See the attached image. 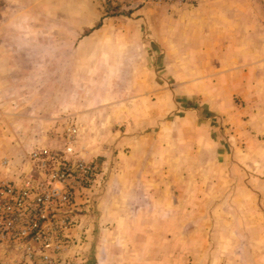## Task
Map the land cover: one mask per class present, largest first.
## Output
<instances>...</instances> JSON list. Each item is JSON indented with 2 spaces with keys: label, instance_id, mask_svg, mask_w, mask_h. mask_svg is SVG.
Here are the masks:
<instances>
[{
  "label": "rangeland",
  "instance_id": "rangeland-1",
  "mask_svg": "<svg viewBox=\"0 0 264 264\" xmlns=\"http://www.w3.org/2000/svg\"><path fill=\"white\" fill-rule=\"evenodd\" d=\"M146 1L144 6L152 10L175 3ZM176 4L178 7L189 6ZM129 5L121 9L109 6L104 10L92 0L86 5L70 6L60 0L59 4L31 6L33 18H37L38 23L33 22L39 32L24 39L23 72L28 90H31L30 80H38L34 90L39 94L45 118H50L46 110L53 108L55 100L51 101L52 98L69 91L72 97L77 96L79 80H88L86 103L91 117L98 108L93 99L91 80L124 81L143 73V69L133 63V58L143 53L124 52L119 54L121 62L109 59L103 62V56L107 57L105 53L93 50L97 44H102L100 38L90 35V31L84 34L85 24L100 27L107 23L116 29L119 25L127 28L132 22L134 25L136 20H131ZM70 9L73 14L71 25L67 27L64 18ZM78 11L82 13L78 14ZM247 12V45L249 49L263 48V52L257 54L249 52V56H255V64L252 59L247 68L248 75L253 77L259 69L264 73V0H248ZM139 27L143 32L147 29L144 24ZM235 39L239 43L240 37L235 36ZM106 41L107 45L114 44L112 39ZM256 55L261 56L262 61ZM196 71L192 73L197 79L201 76L202 80L167 81L168 116L162 117L161 122L155 123V118L147 117L145 127H131L126 117L111 131L96 129L100 141L80 140L78 149L83 154L91 150V157L85 158L94 163L99 176L94 186L80 193L78 202L83 210L78 216V225L64 236V240L70 242L64 246V252L69 256L67 264H192L191 260L182 259L187 255L182 254L179 260L176 258V252L179 254L180 248L186 250L192 241L199 242L201 250L197 256L199 260L203 259L206 256L204 249H211V220L202 217H211V214L200 213L201 218L189 225L186 224L187 213L181 210L188 204L209 205L211 200L206 201L208 190H225L231 195L229 204L234 227L246 215L241 206L258 205L261 208L259 216L264 218V111L258 116L255 106L260 105L240 94L224 100L219 92H211V80H204V76ZM102 87L104 95L106 89ZM108 87L116 92L119 90L120 100L127 98L128 86L125 84ZM95 94L100 95L99 92ZM125 100L128 105L132 104L131 99ZM56 103L60 108L61 104ZM114 103L117 99L103 103L104 115L111 113ZM212 107L215 110H211ZM124 112L128 111L122 110L119 114ZM108 117L98 119L100 123L112 121V116ZM64 120L62 114L57 117L55 133L59 140L66 126L75 119ZM94 126L98 127L96 123ZM245 126L249 127L248 132L244 131ZM23 135L20 133L21 138ZM35 135L42 138L45 133ZM37 136L32 141L23 140L14 152L21 153L20 158H24L33 144L40 143ZM191 189L198 190L199 194L192 197ZM161 205L168 208L166 212L160 210ZM180 219L185 223L181 231L176 225ZM192 226L205 232L199 231L190 237ZM177 239L183 241L182 244L177 243ZM29 250L33 254L31 259ZM57 251L53 247L46 253L54 256ZM42 253V245L0 241V264H45L40 258Z\"/></svg>",
  "mask_w": 264,
  "mask_h": 264
},
{
  "label": "crops",
  "instance_id": "crops-1",
  "mask_svg": "<svg viewBox=\"0 0 264 264\" xmlns=\"http://www.w3.org/2000/svg\"><path fill=\"white\" fill-rule=\"evenodd\" d=\"M89 1L91 0H62V3L69 6L86 5ZM92 1L104 10L105 7H109L105 0ZM56 2L59 4L60 0H0V158L9 157L14 164L21 165L27 154L20 158L21 153L14 152V149L26 138L32 141L37 136L36 133H45L42 138L37 136L41 143L49 141L55 144L58 138V134L55 133L57 117L61 114L65 120L75 119L73 123L80 127L81 141L90 139L100 141L97 134L99 131L96 129L111 131L119 124L120 119L125 121L126 117L131 127H145L144 119L147 117L155 118V123L161 122L162 117L168 116L167 81L175 80L176 83H182L183 80H202L201 76L199 79L196 78L193 70L204 76V80H211V92H219L224 100H231L234 94H240L241 97L260 105L258 108L255 106L258 116L264 111V73L259 69L256 76L250 77L247 72L252 59L255 64V56H249V52L256 54L263 52V48L259 46L249 49L245 40L249 33L248 0H197L194 5L183 7H178L175 2L174 5L164 4V7L158 10L144 6L148 2L146 0H132L129 6L132 9L131 20L133 21V18L136 20L135 26L133 22L127 28L119 25L117 29L106 25L107 23L100 27L85 24L84 34L90 31V35H97L100 38L99 43L102 44H97L93 50L99 54L105 53L107 57L103 56V62L108 59L121 62L122 56L119 54L124 52L143 53L133 58L135 67L143 69V73L135 74L124 81L91 80L93 99L96 100L98 107L94 110L96 118L95 115L88 116L90 114L86 103L88 80H79L77 96L75 94L72 97L69 91L66 94H59L58 98H52L51 101L55 100L53 108L46 110L50 118H45V110L39 104V94L35 92L36 86L34 87L38 80H30L31 90L27 89V84L25 87L27 80H24L23 72V43L26 37H33L39 32L33 22H37V18H33L31 6ZM141 4L143 6L140 7ZM72 14L70 9L67 18L66 16L64 18V25L67 27L71 25ZM143 24L147 26L145 32L139 27ZM134 28L138 29L133 31ZM67 30L71 33V29ZM235 36L240 37L239 43ZM129 38L132 41H128ZM109 39H112L113 45L105 44ZM81 46L84 47L83 44ZM256 57L262 61L261 56ZM112 67L116 68V65ZM135 67L132 66V69H136ZM121 83L128 86L126 88L128 96L122 100L120 95L117 96L120 94L119 90L116 92L108 87ZM102 86L106 89L104 95ZM95 92H99L100 95H96ZM116 99L117 103H114L111 113L104 115L101 107L103 103ZM125 99H131L132 104L128 105ZM57 101L61 104L60 108ZM73 101L76 103L73 104ZM143 107L144 110H141ZM122 110L128 112L120 115L119 112ZM211 110L215 109L212 107ZM109 115L112 116L111 122L105 120L100 123L98 119L100 116L109 118ZM115 115L118 118H115ZM87 116L89 118L86 121ZM95 123L97 128L94 126ZM243 129L248 132L249 127L245 126ZM20 133L24 134L22 138ZM92 135L94 137H91ZM86 152L84 155L88 159L91 157V150L88 149ZM190 192L192 197L199 194V191L194 189ZM207 196L209 199L206 201L211 200L209 205L197 203L181 205V212L187 213L186 224L189 225H194V222L201 218L200 213L211 214V217H202L211 220V249L205 248L206 256L199 260L197 255L200 254V244L192 241L186 250L180 248L178 250L180 253L176 252L177 260L184 254L187 256H183L182 259L191 260L192 264H264V218L259 216L261 208L258 205L241 206L246 215L237 222V228L233 226L231 216L232 206L229 204L231 195L225 190H208ZM159 208L163 212L168 209L165 205ZM184 224L180 219L176 225L181 231ZM190 229L192 230L190 237L199 231L205 232L198 227L192 226ZM176 242L182 244L183 241L177 239Z\"/></svg>",
  "mask_w": 264,
  "mask_h": 264
},
{
  "label": "built area",
  "instance_id": "built-area-1",
  "mask_svg": "<svg viewBox=\"0 0 264 264\" xmlns=\"http://www.w3.org/2000/svg\"><path fill=\"white\" fill-rule=\"evenodd\" d=\"M132 0H105L123 8ZM156 4L176 2L192 5L197 0H154ZM81 130L70 124L56 143L33 144L21 165L9 157L0 158V241L9 244L42 245L45 264H67L64 240L78 225L82 212L81 192L96 184L99 173L78 149ZM55 248V255L46 250ZM29 259L33 254L29 250Z\"/></svg>",
  "mask_w": 264,
  "mask_h": 264
}]
</instances>
